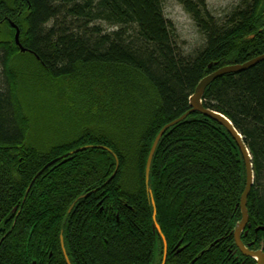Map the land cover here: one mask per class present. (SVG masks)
<instances>
[{"label":"trees","instance_id":"1","mask_svg":"<svg viewBox=\"0 0 264 264\" xmlns=\"http://www.w3.org/2000/svg\"><path fill=\"white\" fill-rule=\"evenodd\" d=\"M163 1L0 0V264H66L60 237L70 264H161L151 199L165 264H255L235 252L246 176L223 127L189 115L159 141L148 185L145 167L155 137L191 109L204 77L264 54L263 4L240 0L216 19L205 0H176L203 39L185 56ZM58 83L80 103L65 119L69 97ZM38 103L46 111L37 136ZM202 105L227 118L249 151L251 227L241 240L264 253L256 231L264 228V61L216 79ZM91 146L106 150L52 164L25 198L48 163Z\"/></svg>","mask_w":264,"mask_h":264},{"label":"water","instance_id":"2","mask_svg":"<svg viewBox=\"0 0 264 264\" xmlns=\"http://www.w3.org/2000/svg\"><path fill=\"white\" fill-rule=\"evenodd\" d=\"M12 28L16 31L15 33V37H14V41L16 46L19 48L20 52L24 53L26 52V50L21 46L20 42H19V30L15 25H11ZM264 61V55H261L257 58H254L244 64L241 65H228L225 67L220 68L219 70H217L216 72H213L210 75H207L206 77H204L196 86L193 95L190 97L189 99V104H190V110L185 113L182 117H180L179 119L169 123L168 125H166L165 127H163L161 129V131L158 133V135L155 137L153 144L151 146L150 152L148 154L147 157V161H146V167H145V183L146 185H148V180H149V175H150V168H151V163L153 160V157L155 155V151L157 149L158 143L161 140V138L163 137V135L166 133L167 130H169L170 128H172L173 126L183 122L189 115L191 114H195V113H199L207 118H209L210 120L218 123L221 127H223L225 129V131L229 134V136L232 138V140L234 141V143L236 144L239 154L241 156L244 168H245V176H246V183H245V189L244 192L241 196L240 199V203H239V208L241 211V221L239 222V224L237 225L235 231H234V241L236 246L238 247V249L240 250V252L245 256V257H250L253 258L257 264H264V254L262 252V250L260 251H250L248 249V247L246 248L240 239V234L241 232L245 229V227L247 226V222H248V215H247V210H246V204H247V199L248 196L250 194V191L252 189L253 186V181H254V175H253V171H252V159L250 157L249 151L246 148L242 136L234 129V127L232 126L231 122L225 118L223 115L207 110L203 107L202 105V98L204 96V93L206 91V89L218 78L227 75V74H238L241 72H244L254 66H256L257 64H259L260 62ZM212 65H209V68H211ZM87 148L90 149H103L106 150L104 147H84V148H80V149H76L68 154H66L65 156H63L62 158L56 159L50 163H48L32 180V182L30 183L26 194H25V198L28 195L33 183L35 182V180L44 172L45 169H47L48 167H50L52 164L58 162L59 160H62L61 163H65L67 158L77 154L79 152H83L85 151ZM115 158V156H113ZM116 161V170L114 172V174L112 175V177L109 179L110 181L114 178V175L118 169V162L117 159L115 158ZM148 195L150 196L151 199V194L150 191L147 190ZM88 197V195L83 196L82 198H86ZM24 198V200H25ZM151 203H152V207H153V215H152V221H153V230L155 232H157L162 241H163V260L161 262V264H165V257H166V252H167V245L166 242L163 238V236L161 235V231L160 228L156 222V210H155V205L154 202L151 199ZM73 207L71 206V209ZM70 209V210H71ZM17 210V208L14 209V212ZM256 231H262L264 232V228H258ZM60 245L62 248V253L65 259L66 264H70L69 260L66 256V253L64 251V247H63V240L62 237L60 238ZM35 264V263H32Z\"/></svg>","mask_w":264,"mask_h":264},{"label":"rangeland","instance_id":"3","mask_svg":"<svg viewBox=\"0 0 264 264\" xmlns=\"http://www.w3.org/2000/svg\"><path fill=\"white\" fill-rule=\"evenodd\" d=\"M205 1L208 10L216 19H223L225 17H228L240 4V0H205ZM163 11L166 20L171 23L175 31V35L177 37V43L181 50V53L185 56L192 55L203 44V39L201 35L198 33V30L194 22L190 19L188 14L183 10V8L177 3L176 0H164ZM56 85L57 86L53 84L54 87L59 88L60 96H63L65 94L66 96L69 97V101L64 105L65 107L63 106L66 111L64 112V119H65L67 112L69 111V107H72L76 110L78 108V104L80 103L79 100L76 97H74L71 93L66 94L69 91L66 84L58 83ZM22 86L23 85L19 86V81H18L16 90L22 89ZM37 105H38L37 108H35L36 106L34 107L35 112L29 114L33 117L34 120L33 128L36 132V135L38 136V131L36 130L37 127L34 126V124L41 123V119L43 117L42 115L46 111V106L43 103L42 104L38 103ZM98 107L103 108L104 106L100 104ZM52 111H56V109H52ZM57 117H60V115H57ZM65 122H62V127L66 126ZM50 129L51 127L49 126L48 130ZM49 140H51L50 136H49Z\"/></svg>","mask_w":264,"mask_h":264},{"label":"flooded vegetation","instance_id":"4","mask_svg":"<svg viewBox=\"0 0 264 264\" xmlns=\"http://www.w3.org/2000/svg\"><path fill=\"white\" fill-rule=\"evenodd\" d=\"M259 2H261L263 5H262V14H261V19H260V21H261V26H262V28H260L259 30H258V33L259 32H261V31H263V33H264V0H259ZM253 21H254V25H253V27H255V28H257L258 26H259V24L260 23H258V24H255V19H253ZM250 39H254L255 38V34H254V31H252L251 32V34H250V37H249ZM250 225H248V222H247V226L245 227V229L241 232V234H240V239H241V237H242V234H244V236H246L247 235V229H250ZM61 238V237H60ZM62 240H63V238H62ZM233 241H234V238H233ZM241 242H242V240H241ZM242 244L247 248L248 247V245L247 244H244L243 242H242ZM167 245V244H166ZM234 245H235V248H236V251L235 252H238L239 254H240V256H242L243 258L245 257L241 252H240V250L238 249V247L236 246V244H235V241H234ZM63 247H64V243H63ZM249 250H250V247H249ZM250 251H253V250H250ZM246 258V257H245ZM247 258H250V257H247ZM251 259V258H250Z\"/></svg>","mask_w":264,"mask_h":264},{"label":"bare ground","instance_id":"5","mask_svg":"<svg viewBox=\"0 0 264 264\" xmlns=\"http://www.w3.org/2000/svg\"><path fill=\"white\" fill-rule=\"evenodd\" d=\"M264 55V54H263ZM216 72V71H215ZM209 119V118H208ZM240 209V208H239ZM261 228V227H260ZM179 245L176 246V249L178 248ZM179 252V251H178ZM167 254V253H166ZM253 261H255L253 258H251ZM162 260H163V256H162ZM165 261H166V257H165ZM255 264H257V262L255 261Z\"/></svg>","mask_w":264,"mask_h":264}]
</instances>
